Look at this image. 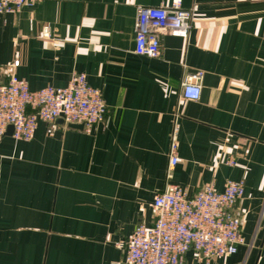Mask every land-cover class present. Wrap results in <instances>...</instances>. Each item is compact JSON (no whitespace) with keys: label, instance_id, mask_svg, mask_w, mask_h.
I'll list each match as a JSON object with an SVG mask.
<instances>
[{"label":"crops","instance_id":"obj_1","mask_svg":"<svg viewBox=\"0 0 264 264\" xmlns=\"http://www.w3.org/2000/svg\"><path fill=\"white\" fill-rule=\"evenodd\" d=\"M35 2L0 15V85L15 73L33 91L63 88L85 73L108 113L90 133L58 119L29 142L0 139V264H127L168 183L194 194L228 180L245 182V244L208 261L190 250L182 264H264V0H184L190 37L162 35L157 58L135 52L136 14L171 0ZM193 73L197 101L181 98ZM175 127L181 161L167 179Z\"/></svg>","mask_w":264,"mask_h":264},{"label":"built area","instance_id":"obj_2","mask_svg":"<svg viewBox=\"0 0 264 264\" xmlns=\"http://www.w3.org/2000/svg\"><path fill=\"white\" fill-rule=\"evenodd\" d=\"M184 0H171L170 5L139 7L135 21V52L139 56L157 58L162 51V35L188 39L194 10L183 8ZM35 0H0V15L19 14L35 5ZM41 36L51 37L48 26ZM19 60L13 63L14 68ZM202 75H184L181 98L199 100ZM108 107L99 88L91 86L85 73H77L63 88L52 86L31 90L26 81L13 73L0 85V139L13 127L16 141L33 139L38 122L83 125L90 133L107 117ZM178 129L175 127L169 149L167 179L180 163ZM234 166L236 160L229 159ZM245 195L244 180H228L219 191L214 184L190 194L185 188L168 183L152 203L154 224L137 226L126 244L127 264H182L187 252L193 250L201 260L229 257L245 244L241 216L236 211Z\"/></svg>","mask_w":264,"mask_h":264},{"label":"water","instance_id":"obj_3","mask_svg":"<svg viewBox=\"0 0 264 264\" xmlns=\"http://www.w3.org/2000/svg\"><path fill=\"white\" fill-rule=\"evenodd\" d=\"M59 122L60 123H64V121L63 120H59ZM69 127H73V128H80V129H83V125H80V124H69L68 125ZM12 134H13V127L11 126V127H9V129H8V133H7V135H11L12 136Z\"/></svg>","mask_w":264,"mask_h":264}]
</instances>
